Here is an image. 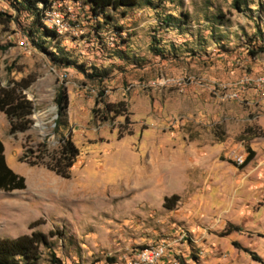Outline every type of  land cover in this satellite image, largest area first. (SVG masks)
Segmentation results:
<instances>
[{
	"label": "rangeland",
	"instance_id": "obj_1",
	"mask_svg": "<svg viewBox=\"0 0 264 264\" xmlns=\"http://www.w3.org/2000/svg\"><path fill=\"white\" fill-rule=\"evenodd\" d=\"M19 1L0 0V82L22 79L35 109L15 133L0 112L6 163L25 179L0 190V238L40 231L62 264H133L161 243L153 264H264V0L98 14L51 0L40 17ZM67 136L78 155L63 178L45 163Z\"/></svg>",
	"mask_w": 264,
	"mask_h": 264
},
{
	"label": "trees",
	"instance_id": "obj_2",
	"mask_svg": "<svg viewBox=\"0 0 264 264\" xmlns=\"http://www.w3.org/2000/svg\"><path fill=\"white\" fill-rule=\"evenodd\" d=\"M65 1V0H58ZM79 1V0H74ZM20 3L25 4L28 8L35 11L38 17L42 16L43 8L47 7L51 0H22ZM90 4V10L94 14L104 11L105 8L111 7L117 9L119 7L131 6L136 0H87ZM236 8H240L239 0H234ZM42 3L39 8L38 4ZM6 13L0 12V24L3 23ZM47 34H54L53 30L44 27ZM3 47L0 46V50ZM23 80L11 81V83L3 85L0 82V112L3 113L8 120L10 133L16 131H24L31 124L30 115L34 112L33 102L26 98L24 89L27 84L22 83ZM56 102L59 107L60 114L66 107V95L64 91H60ZM114 105L107 103L106 110L115 111ZM60 126V121L56 120L54 128ZM78 149L73 144L71 139L62 137L57 150L50 153V160L45 163L49 170L54 171L57 175L68 178L70 176V168L72 167ZM254 156V152L249 150L247 156L241 163V167L249 163ZM19 161H27L30 165L39 164L40 159L27 158L25 152L19 157ZM25 187V179L23 176L14 172L6 163L4 155V145L0 139V190L12 191L19 190ZM177 195L164 196L163 206L171 207L176 201ZM0 264H62L57 257L49 237L40 232L32 231L30 234H23L14 238H0Z\"/></svg>",
	"mask_w": 264,
	"mask_h": 264
},
{
	"label": "built area",
	"instance_id": "obj_3",
	"mask_svg": "<svg viewBox=\"0 0 264 264\" xmlns=\"http://www.w3.org/2000/svg\"><path fill=\"white\" fill-rule=\"evenodd\" d=\"M61 2V1H59ZM2 9L0 8V12ZM49 18H47V26L53 29H60L64 26L63 15L56 10L49 12ZM258 84H264V76L256 78ZM235 96V95H234ZM166 252L165 244L147 245L143 248L137 249L132 256L133 264H153L158 261Z\"/></svg>",
	"mask_w": 264,
	"mask_h": 264
},
{
	"label": "crops",
	"instance_id": "obj_4",
	"mask_svg": "<svg viewBox=\"0 0 264 264\" xmlns=\"http://www.w3.org/2000/svg\"><path fill=\"white\" fill-rule=\"evenodd\" d=\"M4 115V114H3Z\"/></svg>",
	"mask_w": 264,
	"mask_h": 264
}]
</instances>
